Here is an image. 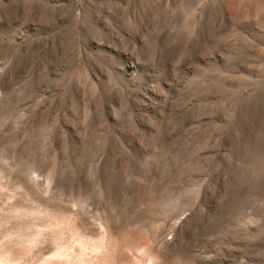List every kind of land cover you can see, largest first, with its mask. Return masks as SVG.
Segmentation results:
<instances>
[{
    "label": "rangeland",
    "instance_id": "1",
    "mask_svg": "<svg viewBox=\"0 0 264 264\" xmlns=\"http://www.w3.org/2000/svg\"><path fill=\"white\" fill-rule=\"evenodd\" d=\"M0 264H264V0H0Z\"/></svg>",
    "mask_w": 264,
    "mask_h": 264
},
{
    "label": "bare ground",
    "instance_id": "2",
    "mask_svg": "<svg viewBox=\"0 0 264 264\" xmlns=\"http://www.w3.org/2000/svg\"><path fill=\"white\" fill-rule=\"evenodd\" d=\"M153 257H155V255Z\"/></svg>",
    "mask_w": 264,
    "mask_h": 264
}]
</instances>
